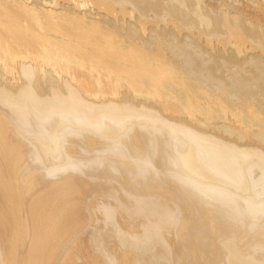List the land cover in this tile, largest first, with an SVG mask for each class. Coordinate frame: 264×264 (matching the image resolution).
<instances>
[{
    "label": "bare ground",
    "instance_id": "bare-ground-1",
    "mask_svg": "<svg viewBox=\"0 0 264 264\" xmlns=\"http://www.w3.org/2000/svg\"><path fill=\"white\" fill-rule=\"evenodd\" d=\"M89 243L264 264V0H0V264Z\"/></svg>",
    "mask_w": 264,
    "mask_h": 264
},
{
    "label": "rangeland",
    "instance_id": "rangeland-1",
    "mask_svg": "<svg viewBox=\"0 0 264 264\" xmlns=\"http://www.w3.org/2000/svg\"><path fill=\"white\" fill-rule=\"evenodd\" d=\"M25 158H27V157H25ZM34 158H36L35 156H31V157H29V160L30 159H34ZM68 176V175H67ZM87 181V180H86ZM97 180H92V181H87L88 183H91V182H93V183H97L96 182ZM39 190V189H38ZM38 190H33L32 192H29V194L28 195H26V200H28L29 198H31V197H33V195H35L36 193H37V191ZM79 221H80V223H79V226L78 225H76V227H78L79 228V230L78 229H75V228H70L68 231H70V233H67V235H65L63 238H62V240L61 241H63L64 243H65V241L67 240V238L69 237H73V239H75V242L78 240V241H82L83 242V244H84V240L83 239H85L84 238V231H86V229H87V225L89 224V222L91 221V219H92V216L91 215H89V214H87L86 213V211H85V209L83 208V210H81V211H79ZM19 215H20V213H19ZM16 217V216H15ZM83 225V226H82ZM71 232H75V233H71ZM93 244V245H92ZM25 246H27V238H26V241H25ZM73 249H72V251L70 252V254L67 256V257H65L64 258V263H66L67 261H69V260H71L73 263H75V264H88V262H89V260H90V258L92 257V256H94V257H97L98 259H99V263L101 264V262H102V257H101V254H100V251H98L96 248H95V246H94V243H89V245H85L84 247L86 248V250L85 251H83V252H81L80 254H76L75 252V250H77V246L75 245H70ZM75 247H76V249H75ZM53 250H55V249H53ZM50 251H52V250H50ZM58 251V249L57 250H55V253ZM56 255H58V254H56ZM56 255H53V261H55V258H56ZM69 259V260H68Z\"/></svg>",
    "mask_w": 264,
    "mask_h": 264
}]
</instances>
